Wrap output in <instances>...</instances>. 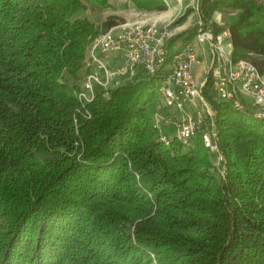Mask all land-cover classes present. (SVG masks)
Segmentation results:
<instances>
[{
    "label": "trees",
    "instance_id": "16d2710c",
    "mask_svg": "<svg viewBox=\"0 0 264 264\" xmlns=\"http://www.w3.org/2000/svg\"><path fill=\"white\" fill-rule=\"evenodd\" d=\"M85 1L93 12L108 4ZM82 8L0 0V264H264V119L215 100L210 81L203 91L224 170L200 138H160L149 103L180 51L175 41L188 43L198 27L170 38L156 74L80 100L95 29ZM217 9L238 11L228 26L233 60L263 72L264 3L201 0L215 39L225 30Z\"/></svg>",
    "mask_w": 264,
    "mask_h": 264
},
{
    "label": "built area",
    "instance_id": "2783aa9c",
    "mask_svg": "<svg viewBox=\"0 0 264 264\" xmlns=\"http://www.w3.org/2000/svg\"><path fill=\"white\" fill-rule=\"evenodd\" d=\"M100 32L91 42L86 59L87 70L76 95L92 101L100 89L109 91L127 82L156 74L166 64L170 33L156 23L127 21ZM198 34L173 55L170 70L157 88L154 101V127L167 144L177 140L191 145L200 138L204 148L225 168L220 149L216 112L204 87L211 81L209 95L239 109L250 107L254 116L264 119V71L250 59L233 60L231 33L227 28L214 38L212 30ZM207 46L209 61L198 79L194 63L199 61L198 48ZM249 96L252 104H246Z\"/></svg>",
    "mask_w": 264,
    "mask_h": 264
},
{
    "label": "rangeland",
    "instance_id": "374dc122",
    "mask_svg": "<svg viewBox=\"0 0 264 264\" xmlns=\"http://www.w3.org/2000/svg\"><path fill=\"white\" fill-rule=\"evenodd\" d=\"M264 3V0H257ZM167 7L162 10H146L138 8L133 0H108L106 6H101L96 12H93L90 5L83 0V8L78 13L81 17H88L95 23L94 31L88 35L87 44L88 48L92 40L102 31L113 28L118 30L119 24L127 21L145 20L148 23H156L160 28H165L169 31L172 38L178 34L183 33L186 30L197 28L198 34L203 32H209L210 27L203 29L204 22L199 12V4L201 0H165ZM190 10L188 15L187 10ZM185 15V19L180 18ZM238 17L237 10L230 9H217L213 12V20L219 22L225 29L229 24ZM108 23V25L106 24ZM197 34V35H198ZM196 35V36H197ZM195 36V37H196ZM194 37V38H195ZM193 38V39H194ZM187 44V43H186ZM182 42V38H178L173 48L175 50H182L185 45ZM199 59L204 61L203 68L205 69L206 61H209V49L207 46H201L198 48ZM207 61V63H208ZM203 69V75H204ZM158 92L156 89L155 95L152 97L149 105L152 106L154 101L158 99ZM244 100L246 104H252V99L249 96H245ZM154 110V109H153ZM219 170H222L220 166Z\"/></svg>",
    "mask_w": 264,
    "mask_h": 264
},
{
    "label": "crops",
    "instance_id": "0c3cea01",
    "mask_svg": "<svg viewBox=\"0 0 264 264\" xmlns=\"http://www.w3.org/2000/svg\"><path fill=\"white\" fill-rule=\"evenodd\" d=\"M203 64H204V61L200 59L199 61L195 62L193 65L194 71L198 79L202 78L203 76V69H204Z\"/></svg>",
    "mask_w": 264,
    "mask_h": 264
}]
</instances>
